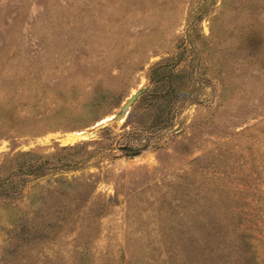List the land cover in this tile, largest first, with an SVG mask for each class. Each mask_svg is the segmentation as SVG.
<instances>
[{
    "label": "rangeland",
    "instance_id": "rangeland-1",
    "mask_svg": "<svg viewBox=\"0 0 264 264\" xmlns=\"http://www.w3.org/2000/svg\"><path fill=\"white\" fill-rule=\"evenodd\" d=\"M0 264H264V0H0Z\"/></svg>",
    "mask_w": 264,
    "mask_h": 264
},
{
    "label": "trees",
    "instance_id": "trees-1",
    "mask_svg": "<svg viewBox=\"0 0 264 264\" xmlns=\"http://www.w3.org/2000/svg\"><path fill=\"white\" fill-rule=\"evenodd\" d=\"M70 148H75V147L74 146H65V147H63V149H70ZM21 156H23V158H27L28 157L26 160H27L28 164H30L29 165L30 169H25L24 167H19L18 168L19 172L24 173V174H28V172H31L32 174L34 173V176L40 175L41 173L46 172L47 160L44 161V162H42V161L36 162L34 160V157H33L35 155H33L32 152L23 153V154H21ZM39 172H41V173H39ZM2 185H3V183H2Z\"/></svg>",
    "mask_w": 264,
    "mask_h": 264
},
{
    "label": "water",
    "instance_id": "water-1",
    "mask_svg": "<svg viewBox=\"0 0 264 264\" xmlns=\"http://www.w3.org/2000/svg\"><path fill=\"white\" fill-rule=\"evenodd\" d=\"M142 91L143 90H140L135 95L130 97V99L127 101V103L124 106V109H123V111L121 113V116H124L128 112L130 106L132 105L134 100L142 93ZM93 134H94L93 131H86V132H84L83 136H84V138H90V137H92Z\"/></svg>",
    "mask_w": 264,
    "mask_h": 264
},
{
    "label": "bare ground",
    "instance_id": "bare-ground-1",
    "mask_svg": "<svg viewBox=\"0 0 264 264\" xmlns=\"http://www.w3.org/2000/svg\"><path fill=\"white\" fill-rule=\"evenodd\" d=\"M84 134V133H83Z\"/></svg>",
    "mask_w": 264,
    "mask_h": 264
}]
</instances>
